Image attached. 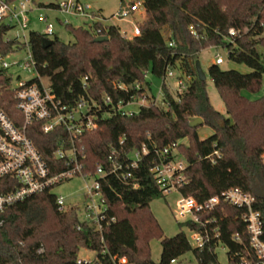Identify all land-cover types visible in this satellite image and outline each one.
Returning <instances> with one entry per match:
<instances>
[{"label":"trees","instance_id":"16d2710c","mask_svg":"<svg viewBox=\"0 0 264 264\" xmlns=\"http://www.w3.org/2000/svg\"><path fill=\"white\" fill-rule=\"evenodd\" d=\"M11 4L17 0H4ZM145 19L138 25L140 34L126 39L117 26L97 23L93 28L65 26L74 38L63 43L56 36L48 47L46 37L29 32L27 45L41 77L49 79L53 93L63 104L74 105L83 97L100 105L96 112L98 127L83 135L86 158L83 172L94 174L102 165L107 171L109 157L122 162L132 150L146 145L149 150L180 142L179 154L187 162L184 172L187 185L180 194L202 203L220 196L231 188H239L255 199L254 209L261 215L264 229V96L249 101L242 91L256 93L264 75L258 47H264V0H142ZM132 2H130V5ZM121 5L123 0H121ZM57 5L40 7L56 8ZM192 27L196 36L192 35ZM11 26L0 23V56L6 57L25 48L17 39L9 40ZM234 36L229 35L230 30ZM97 37H107L96 43ZM172 43V46L169 44ZM208 48L223 49L227 59L247 67L242 74L223 70L212 64L208 77L224 105L225 114L212 107L206 83L197 79L194 63L197 55ZM179 68L190 78L185 92L175 101L163 83L164 100L169 107L140 108L137 114L122 116L103 104L105 96L113 104L142 96L143 90L114 89V84L130 87L135 82L147 84L145 74L161 78L168 70ZM87 78V90L82 80ZM12 76L0 71V110L16 126L23 117L16 109L11 90ZM201 118L211 135L200 139L197 128L189 123ZM52 173L62 169L53 152L65 139L62 128L43 134L40 124L26 129ZM123 144L119 145V140ZM186 141V143H184ZM217 151L220 158L214 155ZM214 159L213 164L211 160ZM150 156L143 157L138 169L131 172L129 182L107 176L102 192L108 205V216L115 222L107 228L104 242L92 228L80 223L75 211L59 213L52 193L36 194L15 203L0 213V264H77L80 249L97 252L102 264H111L110 257H124L128 264H155L149 255V242L158 239L161 245L158 264H171L191 252L197 264H218L215 244L199 251L190 246L186 236L178 233L163 238L159 224L149 211V204L162 197L150 169ZM124 170L119 171L121 174ZM137 184V188H133ZM9 178L0 179V193L17 189ZM241 211L222 203L212 216L218 221L219 245L226 250L232 264H242L235 253L249 252L248 235L240 219ZM181 226V225H179ZM237 236L239 241H235ZM264 241V235H263ZM105 250L106 255L100 253Z\"/></svg>","mask_w":264,"mask_h":264},{"label":"built area","instance_id":"2783aa9c","mask_svg":"<svg viewBox=\"0 0 264 264\" xmlns=\"http://www.w3.org/2000/svg\"><path fill=\"white\" fill-rule=\"evenodd\" d=\"M131 2V5L130 3L127 6L121 5L120 9L107 20L89 5H83L77 0L63 1L57 4L56 10L67 18L79 21L81 27L90 29L97 23L105 25L106 21H123L140 9L145 14L142 0H132ZM31 5L29 0L19 1L14 6L0 0V23L18 28L24 38V32L29 28L31 22L28 17ZM38 20L45 26L42 34L46 39L52 40L55 37V30L48 21V17L39 15ZM61 25L65 27L72 24L69 19H65ZM133 27V35L138 36L140 34L139 26L134 25ZM189 30L192 35L196 36L192 27ZM229 35L234 36L235 31L231 29ZM124 37L130 39L125 34ZM24 44L27 49L24 59L9 63L5 60L8 56H0V71L4 70L12 76L11 90L14 93L16 109L23 117L22 126H16L0 110V179H12L18 185L17 189L13 191L0 193V213L30 196L52 193L55 187L78 179L83 183L81 206L78 204L67 205V199L64 196L55 195L56 209L59 213L75 211L80 221L76 226V231H81L84 226L92 228L99 234L100 242L103 243L107 228L115 222V217L108 216V205L101 184L110 175L117 176L123 183L129 182L131 172L138 169L139 163L146 156L151 157L152 167L149 172L161 194L166 195L174 191L180 194L181 188L187 185L184 175L187 162L178 152L180 142L171 143L162 148L154 147L152 150H149L146 145H142L139 149L127 153L123 161L118 163H114L115 152L113 151L109 157L111 166L108 171L100 165L94 174L84 173L83 161L86 154L82 137L98 127L95 114L100 110V105L85 97L72 106L63 104L53 93L49 79L41 77L37 72L27 41ZM169 45L172 46V43ZM214 64L217 66L224 64V60L219 54L216 55ZM11 68L27 74L28 77L22 79L19 75H15L17 73H9ZM13 75L16 76L17 82L14 86ZM171 77H173L172 70H168L162 77V82L165 84L166 79ZM144 79H147V74L144 75ZM189 81L190 78L187 76H182L177 80L176 94L171 95L175 101H179L178 95L185 92ZM81 87L82 90H87L86 77L83 78ZM166 87L168 88L167 85ZM114 89L121 91L143 90L142 96H132L129 100L119 101L116 104H113L109 97H104L103 104L122 116L137 114L143 107H159L163 110H167L169 107L168 102L164 100L162 89L160 90L161 101L149 95L150 83L148 82L147 84L135 82L130 87L116 83ZM34 123L40 124L43 134H49L56 128H62L66 133L65 139L53 152L54 158L62 165V169L57 173L51 172L31 139L26 135V129ZM123 141L121 138L119 145H122ZM214 155L220 158L219 152L215 151ZM261 160L264 165V153ZM211 162L214 164L215 160L212 159ZM121 170L125 172L119 174L118 172ZM132 186L137 188V184ZM180 196L177 216L182 220L190 217L185 226L189 232V239L186 238L192 248L202 251L214 243L216 255V251L220 247L223 248L218 243L220 231L217 224L221 216L215 217L212 214L224 203L241 211L240 219L244 223L248 235L250 253L247 256L235 253V257H239L242 264H264L263 222L260 213L254 209V197L239 188H231L220 196L210 197L202 203H197L194 199L183 197L181 194ZM234 240L239 241V238L235 236ZM85 250L91 252L93 256L83 259L77 257V264H102L97 252ZM100 255L105 256L106 251L103 250ZM110 262L111 264H128L124 257L119 259L110 257ZM174 262L172 261L171 264ZM226 264L232 263L227 259Z\"/></svg>","mask_w":264,"mask_h":264},{"label":"rangeland","instance_id":"374dc122","mask_svg":"<svg viewBox=\"0 0 264 264\" xmlns=\"http://www.w3.org/2000/svg\"><path fill=\"white\" fill-rule=\"evenodd\" d=\"M23 1V0H17L14 3H11V5H15L17 2ZM31 2V11L28 14V17L30 18L31 22L29 25V28L24 32V38L23 34L19 31L18 28H12L6 35V38L9 40L16 39L20 43H24L27 41L29 32H37L42 34L44 30V24L41 23L38 18L39 15H44L48 17V21L54 26L55 35L56 37L63 43H73L74 38L70 34V32L65 29L64 26L61 25V22H63L65 19H69L70 23L72 24V27H81V24L79 21L73 19V18H67L64 14L56 10V8H48V7H40V5L48 6V5H57L63 1L68 0H29ZM83 5H89L93 10L100 13L101 17L105 20L111 18L113 14H115L121 6V0H77ZM132 0H123L124 6L129 5V3ZM145 19V14L140 9L138 12L134 14V16H130L127 19L123 21H106L104 22L105 25L108 26H117L120 28V31L126 32V36L128 38H132L133 35V26L139 25L143 20ZM262 63L264 64V47H258L257 48ZM27 49L23 48L19 51H17L14 54L8 55V58L5 60L7 62H12L15 60H22L26 57ZM219 54L223 60L224 64L220 66L223 70H235L242 74L250 73L251 71L243 66V65H237L227 59V54L223 49H215V48H208L203 51H201L197 55V61L200 63V67L202 71L206 75V91L210 100V103L215 111L225 114V108L224 105L218 95L217 90L215 89L212 81L208 77V68L214 64V59L216 58V55ZM9 73H17L16 76L19 75L22 79L27 78L28 75L23 72H18L14 68L9 69ZM173 77L167 78L165 81V84L168 86L169 93L173 96L176 94L177 80L185 75L183 72L179 70V68H176L172 71ZM16 76L13 75V78L15 80ZM146 81L150 83V92L149 95L154 97L155 99H158L159 101L162 100V95L160 93L161 87H162V79L157 78L153 76L152 74H147ZM16 80L13 81V86L16 84ZM242 96L246 98L249 101H255L262 96H264V75L262 78V84L261 88L258 92L253 93L248 90L242 91ZM211 130L207 127H199L198 129V135L200 139H205L211 135ZM186 143V141H184ZM83 188V183L78 180L74 179L68 182H65L57 187H55L52 190V194L56 196H64L67 199V205H74L78 204L81 206L82 199H81V190ZM181 201V196L177 191L171 192L169 194H164L162 197L157 198L153 200L149 204V211L159 224L160 229L163 232V238H172L178 233H183L188 239H189V232L185 226V223L189 220V216L187 219H180L177 216L178 210H179V202ZM181 225V226H179ZM149 255L151 260L158 264L160 261V254H161V245L160 241L158 239H152L149 242ZM217 258L219 264H226V250L224 248H219L217 251ZM78 258H91L93 254L89 251H86L85 249H80L78 252ZM172 264H197L194 256L191 252L185 254L181 258L177 259Z\"/></svg>","mask_w":264,"mask_h":264},{"label":"water","instance_id":"95a60500","mask_svg":"<svg viewBox=\"0 0 264 264\" xmlns=\"http://www.w3.org/2000/svg\"><path fill=\"white\" fill-rule=\"evenodd\" d=\"M107 41H108V38L107 37H97L95 39V42L96 43H105ZM51 44H52V41L51 40H48V39H44L43 40V46L44 47H48ZM194 69H195V73H196L197 79L199 81H201V82H204L206 80V75L202 71V69L200 67L199 61H195V63H194ZM202 125H203V121H202L201 118H196L192 122L189 123V127L190 128H197V127L202 126Z\"/></svg>","mask_w":264,"mask_h":264},{"label":"crops","instance_id":"0c3cea01","mask_svg":"<svg viewBox=\"0 0 264 264\" xmlns=\"http://www.w3.org/2000/svg\"><path fill=\"white\" fill-rule=\"evenodd\" d=\"M132 16H134V14L132 15ZM120 29V28H119ZM123 34H125L126 35V32H123ZM56 36V35H55ZM222 114V113H221Z\"/></svg>","mask_w":264,"mask_h":264}]
</instances>
